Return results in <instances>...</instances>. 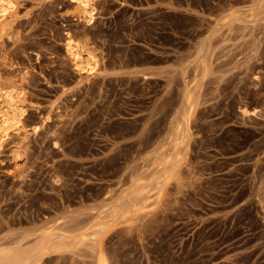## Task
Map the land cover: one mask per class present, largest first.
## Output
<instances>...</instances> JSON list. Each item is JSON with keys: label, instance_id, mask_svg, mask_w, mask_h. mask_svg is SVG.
<instances>
[{"label": "rangeland", "instance_id": "374dc122", "mask_svg": "<svg viewBox=\"0 0 264 264\" xmlns=\"http://www.w3.org/2000/svg\"><path fill=\"white\" fill-rule=\"evenodd\" d=\"M14 1L0 88L25 112L0 147V246L49 231L68 242L33 264H264V0H93L90 23Z\"/></svg>", "mask_w": 264, "mask_h": 264}, {"label": "bare ground", "instance_id": "6f19581e", "mask_svg": "<svg viewBox=\"0 0 264 264\" xmlns=\"http://www.w3.org/2000/svg\"><path fill=\"white\" fill-rule=\"evenodd\" d=\"M70 1L76 4L83 5L84 7L83 9L85 13L83 15V18L85 22L86 23L92 22L93 9H94L93 0H70ZM14 8H15L14 0H0V35L8 27L9 22H10L9 20L13 16V13H14ZM67 32L68 31H66L65 33ZM69 37L71 38L70 35ZM70 38H67L64 41V51L67 53L66 55L70 57V60L73 62V66L76 71H78L81 74L91 73L96 67V65L98 64V60L96 59L95 55L91 53L88 49H85V48L83 49L84 45L82 46V45H79L78 42H72ZM202 43L198 46L196 55H198L199 57V60L201 63L200 66L202 65V68L201 67L200 68L202 70H206L205 52H207L206 51L207 46H205V41H204V44ZM197 68H198V65H197ZM181 73H182V76L184 77V74H185L184 70H182ZM143 76L148 78L150 76V73H143ZM191 107H192V96H191L190 91L185 89L182 94V106H181L179 115L185 118L187 110H190ZM24 112H25V106L23 102H21L20 99L17 98V95L13 92V90L12 89L7 90L4 88H0V147L4 139L10 134V131L19 132L21 128ZM182 122H184L183 119H182ZM184 125H185L184 123L182 125L181 119L177 121L176 127H175L177 128V131L175 132L177 139L184 140L186 138V131H185ZM135 192H138V191L135 190ZM132 196L133 195H131V197ZM133 198H132V201H133ZM130 206H131V200H130V197H128L127 199H125L124 201H121L118 205L114 207L113 213L114 215H116L115 213H119L120 211L126 212L128 211ZM51 235L52 234H50L49 231H41L39 233L36 231H32L22 236L21 239L14 246H11V247L10 246L2 247L3 245L0 246V264H33V263H36V261H38V259L42 255V253L50 249V246L56 241L54 240L53 237H51ZM55 236L60 237L59 233L58 234L56 233ZM65 238L66 236L60 237L57 241L62 242V244L64 245V242L65 243L68 242V240ZM74 244L75 243H73V245ZM63 245L61 246L63 247ZM95 255H96L95 262L93 264H108L101 249H99L97 254Z\"/></svg>", "mask_w": 264, "mask_h": 264}]
</instances>
